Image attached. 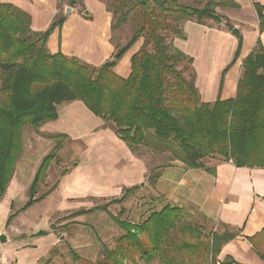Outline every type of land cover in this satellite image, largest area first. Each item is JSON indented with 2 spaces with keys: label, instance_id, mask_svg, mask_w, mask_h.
Segmentation results:
<instances>
[{
  "label": "trees",
  "instance_id": "trees-1",
  "mask_svg": "<svg viewBox=\"0 0 264 264\" xmlns=\"http://www.w3.org/2000/svg\"><path fill=\"white\" fill-rule=\"evenodd\" d=\"M67 3L84 10L83 0ZM218 6L236 4L206 0L198 7L182 0H118L109 8L111 31L131 21L130 36L124 44L116 43L108 60L93 67L60 51L49 53L46 36L31 30L30 15L11 3L0 2V198L22 151V127L38 130L43 123L57 119L60 104L72 101H80L93 115L111 123L117 137L132 151L144 146L154 152H167L188 168L201 167L207 156L222 157L237 167L264 168V49L260 37L242 62L235 96L214 102L200 100L194 72L186 78L179 69L183 63L192 67V58L171 43L174 36L184 37L179 24L185 20L225 21L231 30L228 19L217 13ZM254 7L261 34L263 8L255 2ZM63 21L64 17L57 18L50 29L60 27ZM138 40L142 44L130 58L129 75L121 77L114 67ZM241 45L239 39L222 76L239 57ZM44 137L54 144L42 157L20 211L41 201L58 184L36 196L66 136ZM67 172L63 169L61 176ZM155 178L154 174L149 177ZM139 187L125 189L110 202H123ZM107 208L104 204L70 214L74 217L105 211L123 231L112 248L102 245V257L95 264H148L155 260L158 264H204L207 259L208 264L233 263L228 256L223 261L218 259L222 247L239 235L224 224L221 230L205 233L201 225L187 219L190 214L185 207L170 204L136 223L121 219L123 209L112 214ZM15 214L8 217L7 224ZM47 234L39 230L33 236ZM245 239L264 262V228ZM69 252L73 259H80L72 249Z\"/></svg>",
  "mask_w": 264,
  "mask_h": 264
},
{
  "label": "crops",
  "instance_id": "crops-1",
  "mask_svg": "<svg viewBox=\"0 0 264 264\" xmlns=\"http://www.w3.org/2000/svg\"><path fill=\"white\" fill-rule=\"evenodd\" d=\"M0 2L11 3L27 12L32 31L42 33L47 28L49 33L45 35V46L49 53L60 51L93 67L100 66L114 53L111 43L112 14L103 0H83L84 10L87 9L84 14V10L79 12L70 7L67 0ZM254 2L262 6L264 18V0L248 1V9L255 12V15H250L255 27L252 32L245 28L247 19L244 12L238 13L237 8L231 7V17L223 15L228 21L233 20L235 25L232 28L239 29V38L231 35L232 29L225 26V21L215 23L205 20L197 23L195 20H185L179 24L184 37L174 36L171 39L174 48L192 58L194 86L202 102L233 98L243 73L242 62L258 37L264 49V29L260 34ZM67 7L71 8L68 14L64 12ZM60 14L64 22L60 27L50 29ZM83 16L91 18V22L84 20ZM239 39L242 41L240 55L222 76L233 59ZM141 44L142 40H138L128 49L114 67L115 73L124 78L129 75L130 58ZM57 112V119L43 123L38 132L41 135L64 134L66 137L61 147L63 144L72 147L75 156L85 157L87 166L79 170L75 168V163L66 174L73 170L96 174V179L103 184L100 188L106 190L108 184L115 183L114 186L121 191L118 197L125 189L143 182L140 189L162 199L164 205L185 207L189 213H196L199 219L220 225L221 228L224 224L231 231H238L239 235L222 247L219 261L230 253L229 246L235 241L244 250H252L245 237L264 228V168L237 167L219 156H207L202 159L201 167L188 168L167 152H154L144 146L137 151L130 150L117 137L111 123L93 115L80 101L60 104ZM82 162L83 159L78 164ZM151 174L156 175L154 180L149 179ZM15 180L13 175L7 193L10 194ZM7 193L0 205V235L7 236V241L0 243V264H39L42 256L33 251L35 244L30 240L25 242L28 237H24L23 232H12L10 229L14 227L19 214L7 224L12 214L10 206L13 199ZM15 240L16 244L11 248L5 247ZM26 252L30 253L29 257L25 255Z\"/></svg>",
  "mask_w": 264,
  "mask_h": 264
},
{
  "label": "rangeland",
  "instance_id": "rangeland-1",
  "mask_svg": "<svg viewBox=\"0 0 264 264\" xmlns=\"http://www.w3.org/2000/svg\"><path fill=\"white\" fill-rule=\"evenodd\" d=\"M103 1L106 3L107 9H109L118 0ZM182 1L198 7H202L206 2V0ZM213 1L234 2L236 4L234 8H237L238 13L244 12L246 16L247 22L245 23V28L250 32L254 31L255 27L251 22L250 15H255V12L252 11V13L247 7L248 1L251 0H237L239 3L236 0ZM74 8L79 12L83 11L78 5ZM230 8L231 6H218L215 9L218 14L231 17L229 12ZM86 11L87 9L82 13L84 14ZM60 15L62 16V14ZM83 18L90 22L92 20L87 16H83ZM229 24L231 26L235 25L231 19H229ZM132 25L133 23L129 21V23L125 24L119 30L111 31V38L113 37L115 40L114 43L111 39L114 51L116 45L124 44L129 38ZM46 30L47 28L42 33H45ZM119 40L121 41L119 42ZM179 69H182L186 78H190L193 75V69L189 63H183V65L179 66ZM21 139L22 151L17 158L13 173L16 180L11 187L10 194L6 190L0 198V205L3 204L6 193L8 197L11 196L13 198L10 206L11 213L16 212L15 216L17 214L19 215L14 227L10 229L12 232H23V236L28 237L25 239V242L30 240L31 243L35 244L36 248L33 251L42 256L39 264H95L102 257V245L105 244L108 248H112L117 237L123 233L105 211L95 210L91 213L80 215V217L70 216V214L76 211L108 204L107 209L110 213L117 214L123 209L121 219L136 223L144 219L151 211L158 210L164 205L162 199L147 194L140 189L143 186V182H140V187L130 192L123 202L115 203L110 201L118 198L121 193L114 186L115 183L108 184L109 187H106V190L100 188L103 184L96 179V174H86V170H83L82 173L73 170L69 174L65 173L61 176L63 169L67 167L69 169L75 163H77L75 168H79V170L80 168H87L85 165V157L75 156L72 147L68 145L64 146L63 144L47 170V178L44 185H38L36 196L45 193L54 183H58L56 188L41 201L33 204L24 212H20V208L28 199L27 189L42 157L50 151L54 144L53 141L41 135L38 130H34L28 125L22 127ZM94 157L92 156L91 158ZM81 159H83V162L79 165L78 163H80ZM189 214L190 217L186 218L190 222L201 225L205 233H208L211 229H221L220 225L217 226L214 223L197 218L196 213ZM46 229L48 231L47 235L33 237V234L39 230ZM14 244H16V240L7 243L5 247L11 248ZM70 249L80 259H73L69 252ZM229 250L230 253L225 254L224 258L227 256L231 258L233 260L232 264H264L251 249L244 250L240 245H237V241L229 246ZM25 255L29 257L30 253L26 252ZM135 264L145 263L137 262ZM148 264H158V261L155 260ZM204 264H208V259L205 260Z\"/></svg>",
  "mask_w": 264,
  "mask_h": 264
},
{
  "label": "water",
  "instance_id": "water-1",
  "mask_svg": "<svg viewBox=\"0 0 264 264\" xmlns=\"http://www.w3.org/2000/svg\"><path fill=\"white\" fill-rule=\"evenodd\" d=\"M70 7H67L65 9V13L68 14L70 12ZM49 33V31L47 30L44 35H47ZM231 35L239 38L240 33H239V29L237 27H233L232 30L230 31ZM7 241V236L5 234H1L0 235V243L4 244Z\"/></svg>",
  "mask_w": 264,
  "mask_h": 264
}]
</instances>
